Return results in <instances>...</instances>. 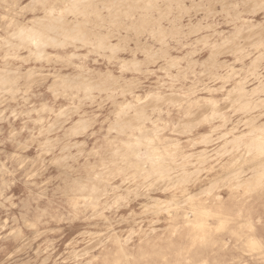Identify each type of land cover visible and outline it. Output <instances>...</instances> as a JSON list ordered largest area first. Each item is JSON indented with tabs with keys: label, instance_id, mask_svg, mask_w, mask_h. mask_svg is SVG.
<instances>
[{
	"label": "clouds",
	"instance_id": "9594fccd",
	"mask_svg": "<svg viewBox=\"0 0 264 264\" xmlns=\"http://www.w3.org/2000/svg\"><path fill=\"white\" fill-rule=\"evenodd\" d=\"M222 27L231 63H198ZM257 62L259 91L239 95ZM190 88L224 115L225 180L264 177V0H0V225L15 222L0 242L26 257L0 264H144L143 234L117 227L119 210L184 178L188 149L169 147L164 118ZM149 138L164 143L158 164L139 154ZM209 156L194 175L220 164ZM85 175L103 194H80ZM102 212L111 226L61 227ZM244 264H264V250Z\"/></svg>",
	"mask_w": 264,
	"mask_h": 264
},
{
	"label": "rangeland",
	"instance_id": "374dc122",
	"mask_svg": "<svg viewBox=\"0 0 264 264\" xmlns=\"http://www.w3.org/2000/svg\"><path fill=\"white\" fill-rule=\"evenodd\" d=\"M219 32L224 35L214 37L197 52L195 59L198 63L207 62L220 66H223L222 61L224 64L231 63V57L220 47L221 41L231 37L224 27ZM256 69L252 72L256 82L240 85L239 95H251L250 90L259 91L256 89V83L261 82L258 62ZM194 92L195 89H188L186 102L183 105H173L172 115L164 118V127L176 129L166 133L167 139L173 141V145L169 147L173 150H182L184 147L188 149L184 156L191 163L184 178L173 180L163 188H147V194L140 196L138 203L133 200L125 204L119 210L123 224L117 222V227L131 225L134 226L132 231L139 230L143 234L145 244L140 255L145 264H149L150 260V264H244L253 255L258 257L259 252L264 250V177H257L258 174L248 171L242 181L239 174L234 178L235 182L231 179L225 180L230 175L228 164L232 146L217 135L218 125L223 122L224 115L217 110L215 97H209L204 92L194 95ZM228 139L231 140L232 137ZM162 147L164 143L153 144L149 138L139 154L147 157L150 164L154 161L158 164L161 159L159 150ZM210 153L220 159V164L211 161V164H216L215 168L204 164L208 171L202 170L194 175L196 167L193 165L198 167L197 160L201 163L209 160ZM80 182V194L90 200L103 194V185L94 186V182L90 183L87 175ZM100 203L103 204V200ZM126 209L132 211L131 216H128ZM197 214L200 215L202 229L195 225ZM4 220L6 224L0 227L4 228L2 234L7 236L15 222L6 216ZM114 220L115 215L108 212H102L95 217L89 213L88 218L61 221V227L66 226L72 230L81 225L82 234L85 230L94 231L106 224L111 226ZM113 231L119 239L120 231L116 228ZM15 247L12 240L0 242V262L9 257L19 261L25 259L22 254L12 255Z\"/></svg>",
	"mask_w": 264,
	"mask_h": 264
},
{
	"label": "bare ground",
	"instance_id": "6f19581e",
	"mask_svg": "<svg viewBox=\"0 0 264 264\" xmlns=\"http://www.w3.org/2000/svg\"><path fill=\"white\" fill-rule=\"evenodd\" d=\"M196 116V115H195ZM192 119V118H191ZM191 124V123H190ZM152 154V153H151ZM155 162V161H154ZM259 175H257V177H258ZM261 178H263V177H261ZM260 178V179H261ZM262 180V179H261ZM83 182V181H82ZM81 183V182H80ZM256 183H257V181H256ZM249 184H250V182H249ZM98 189V188H97ZM257 191V190H256ZM262 192V191H261ZM95 193V192H94ZM190 196V195H189ZM259 198H260V196H259ZM156 202V201H155ZM161 202V201H160ZM163 202V201H162ZM187 202V201H186ZM173 204V203H172ZM153 205H155V204H153ZM210 210V209H209ZM208 210V211H209ZM155 213H156V211H155ZM200 213H201V211H200ZM199 213V214H200ZM199 214H197L196 216H197V218H196V222H195V225L198 227V228H203V224H201V221H200V219H199V217H200V215ZM235 219V218H234ZM248 226V228H249V226H250V223L247 225ZM246 229H247V227H246ZM185 230H187V229H185ZM191 231V230H190ZM185 234V233H184ZM186 234H188L187 232H186ZM183 236V235H182ZM188 236V235H187ZM184 237V236H183ZM199 237V236H198ZM203 238V237H202ZM184 239V238H183ZM196 240V239H195ZM156 242V241H155ZM167 242V241H166ZM179 242V241H178ZM183 244H185V243H183ZM187 244H188V242H187ZM191 244V243H190ZM189 244V245H190ZM198 244V243H197ZM166 245H168V244H166ZM195 246V245H194ZM199 246V245H198ZM184 247V246H183ZM194 248V247H193ZM196 249V248H195ZM216 250V249H215ZM206 252V251H205ZM171 253V252H170ZM191 253V252H190ZM179 254V253H178ZM233 254V253H232ZM231 254V255H232ZM167 255H168V253H167ZM170 256V255H169ZM205 256V255H204ZM206 256H207V254H206ZM234 256V255H233ZM232 256V257H233ZM172 257H174V256H172ZM171 257V258H172ZM211 257V256H210ZM210 257H209V259H210ZM154 258V257H153ZM159 258V257H158ZM168 258H170V257H168ZM190 258H191V256H190ZM193 258V257H192ZM234 258V257H233ZM155 259V258H154ZM181 259V258H180ZM203 259V258H202ZM170 260H172V259H170ZM183 260V259H182ZM190 260V259H189ZM144 262H145V260H143ZM176 261V260H175ZM150 262H151V260H150ZM150 262H149V264H150ZM161 262H163V261H161ZM180 262V261H179ZM183 262V261H182ZM185 262V261H184ZM189 262V261H188ZM197 263V262H196ZM241 263V262H240ZM145 264V263H144ZM174 264V263H173ZM192 264H194V263H192Z\"/></svg>",
	"mask_w": 264,
	"mask_h": 264
}]
</instances>
